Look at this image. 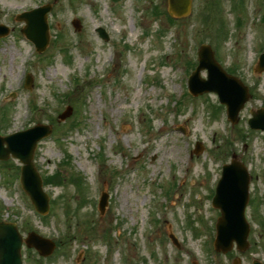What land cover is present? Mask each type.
<instances>
[{"label":"rangeland","instance_id":"1","mask_svg":"<svg viewBox=\"0 0 264 264\" xmlns=\"http://www.w3.org/2000/svg\"><path fill=\"white\" fill-rule=\"evenodd\" d=\"M44 4L49 42L38 54L16 16ZM167 7V0H0V24L9 29L0 38V135L51 126L33 163L43 180L61 178L44 187L50 211L42 219L20 188V163L0 162V221L58 246L46 259L25 249L23 264H264V134L246 124L249 109L264 108V72L254 71L264 53V0H190L187 16L172 20ZM203 44L250 90L234 126L214 94L187 92ZM233 153L250 174V246L223 256L212 248L219 211L211 191ZM102 192L108 204L100 215Z\"/></svg>","mask_w":264,"mask_h":264},{"label":"water","instance_id":"2","mask_svg":"<svg viewBox=\"0 0 264 264\" xmlns=\"http://www.w3.org/2000/svg\"><path fill=\"white\" fill-rule=\"evenodd\" d=\"M50 6L23 13L18 17L25 22L22 30L24 35L42 52L48 44V28L46 25V13ZM190 10V0H168V12L171 16L183 17ZM75 28L79 29L78 21L73 22ZM8 30L0 26V36L6 35ZM100 36L107 40L108 37L102 29H97ZM207 71V79L200 78V71ZM264 70V54L256 71ZM28 78L26 87L30 85ZM188 90L192 96L203 93L214 92L218 95L221 104H224L228 111V117L232 123L237 122L239 111L248 100V89L236 78L227 75L215 62L213 53L208 46H202L199 51V64L188 80ZM71 115L68 108L59 116L64 120ZM253 129L264 130V110L253 114L249 120ZM51 133V128L44 125H36L28 130L17 132L6 137H0V161L10 157L17 159L22 164L20 183L22 189L30 198L36 211L45 215L49 209V199L42 188V180L32 162L33 154L37 143ZM197 145L195 154L200 151ZM249 176L246 168L237 161L225 165L222 168V176L216 187V194L212 205L220 210V217L216 224V237L214 249L216 252H228L233 243L237 249L244 251L248 247L247 236L249 226L245 220L244 212L248 202ZM107 204V196L103 194L99 202L101 214ZM25 244L28 248H34L40 256H50L55 244L48 239L42 238L31 232L23 240L14 223H0V264H22L21 247ZM258 264V263H254Z\"/></svg>","mask_w":264,"mask_h":264},{"label":"trees","instance_id":"3","mask_svg":"<svg viewBox=\"0 0 264 264\" xmlns=\"http://www.w3.org/2000/svg\"><path fill=\"white\" fill-rule=\"evenodd\" d=\"M61 181L60 175L59 173H54L53 175L44 177V185H49V184H59Z\"/></svg>","mask_w":264,"mask_h":264},{"label":"flooded vegetation","instance_id":"4","mask_svg":"<svg viewBox=\"0 0 264 264\" xmlns=\"http://www.w3.org/2000/svg\"><path fill=\"white\" fill-rule=\"evenodd\" d=\"M256 110H257V109H253V108H252V109H249V110H248L249 115H250L251 111H256Z\"/></svg>","mask_w":264,"mask_h":264}]
</instances>
